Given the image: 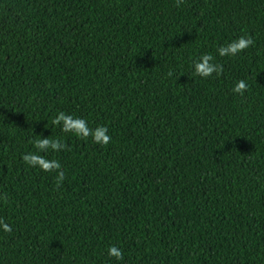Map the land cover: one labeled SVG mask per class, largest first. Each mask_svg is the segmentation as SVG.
I'll return each mask as SVG.
<instances>
[{
  "label": "trees",
  "instance_id": "16d2710c",
  "mask_svg": "<svg viewBox=\"0 0 264 264\" xmlns=\"http://www.w3.org/2000/svg\"><path fill=\"white\" fill-rule=\"evenodd\" d=\"M209 53L223 74L196 76ZM41 135L70 149L40 153L59 188L22 159ZM5 194L0 264H264V0H0Z\"/></svg>",
  "mask_w": 264,
  "mask_h": 264
},
{
  "label": "clouds",
  "instance_id": "9594fccd",
  "mask_svg": "<svg viewBox=\"0 0 264 264\" xmlns=\"http://www.w3.org/2000/svg\"><path fill=\"white\" fill-rule=\"evenodd\" d=\"M176 6L179 7L184 3V0H175ZM254 39L252 36H240L238 39L233 40L227 45L220 46L217 49L218 55L221 57L232 56L235 57L239 53H242L249 47L254 45ZM194 74L201 78H208L216 74L220 76L224 72L222 64L217 63L212 54H203L198 60L193 62ZM173 73L169 71L168 76H172ZM249 90V85L244 79L237 81L232 91L234 93L243 96L246 91ZM53 125L61 126V130L64 133H73L77 138L87 140L89 137L92 138L96 144L107 146L111 143V136L108 135V128L106 126H98L92 129L88 125L86 119L75 117L71 114H66L63 111L58 112L55 118L52 120ZM36 152H28L22 156L23 161L30 167L39 168L44 172H55L56 173V185L59 186L65 179V171L62 165L57 159H48L40 153L67 151L70 150L68 146L62 141L61 138H37L32 141ZM0 200H7V194L0 196ZM0 229L4 232L11 233L12 227L7 224L3 219H0ZM108 255L114 257L117 261L123 259V252L118 247L112 245L108 248Z\"/></svg>",
  "mask_w": 264,
  "mask_h": 264
}]
</instances>
